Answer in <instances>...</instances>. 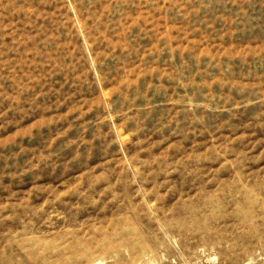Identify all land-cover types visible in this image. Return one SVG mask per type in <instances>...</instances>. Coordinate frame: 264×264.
<instances>
[{"label":"rangeland","instance_id":"1","mask_svg":"<svg viewBox=\"0 0 264 264\" xmlns=\"http://www.w3.org/2000/svg\"><path fill=\"white\" fill-rule=\"evenodd\" d=\"M0 264H264V0H0Z\"/></svg>","mask_w":264,"mask_h":264}]
</instances>
